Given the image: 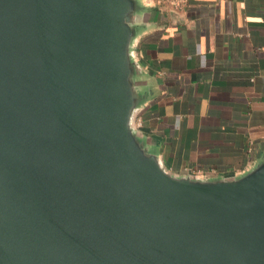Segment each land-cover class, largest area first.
<instances>
[{
  "label": "water",
  "instance_id": "95a60500",
  "mask_svg": "<svg viewBox=\"0 0 264 264\" xmlns=\"http://www.w3.org/2000/svg\"><path fill=\"white\" fill-rule=\"evenodd\" d=\"M136 0H0V264H264V158L168 173L135 133Z\"/></svg>",
  "mask_w": 264,
  "mask_h": 264
},
{
  "label": "crops",
  "instance_id": "0c3cea01",
  "mask_svg": "<svg viewBox=\"0 0 264 264\" xmlns=\"http://www.w3.org/2000/svg\"><path fill=\"white\" fill-rule=\"evenodd\" d=\"M135 133L178 177L231 179L264 158V0H136Z\"/></svg>",
  "mask_w": 264,
  "mask_h": 264
},
{
  "label": "built area",
  "instance_id": "2783aa9c",
  "mask_svg": "<svg viewBox=\"0 0 264 264\" xmlns=\"http://www.w3.org/2000/svg\"><path fill=\"white\" fill-rule=\"evenodd\" d=\"M158 6L166 7L171 13H180L184 11L188 0H156Z\"/></svg>",
  "mask_w": 264,
  "mask_h": 264
}]
</instances>
